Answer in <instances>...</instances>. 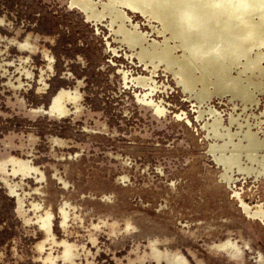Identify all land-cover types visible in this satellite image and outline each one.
I'll use <instances>...</instances> for the list:
<instances>
[{
	"label": "rangeland",
	"instance_id": "1",
	"mask_svg": "<svg viewBox=\"0 0 264 264\" xmlns=\"http://www.w3.org/2000/svg\"><path fill=\"white\" fill-rule=\"evenodd\" d=\"M109 41L68 0H0V264H264V175L227 181L197 112L263 138L264 94L197 103L158 69L157 114L118 73L148 72ZM60 89L63 117L42 109Z\"/></svg>",
	"mask_w": 264,
	"mask_h": 264
},
{
	"label": "flooded vegetation",
	"instance_id": "2",
	"mask_svg": "<svg viewBox=\"0 0 264 264\" xmlns=\"http://www.w3.org/2000/svg\"><path fill=\"white\" fill-rule=\"evenodd\" d=\"M173 2L172 4L175 5L178 2H182L177 4L181 6L189 4L191 8L199 10V8L192 6V0H173ZM68 3L72 10H78L81 13L84 12L87 22L90 21L96 25L105 22V26L108 28L110 36L112 37V41L108 42L110 52L117 54L119 53V49L123 48L125 50L126 58L131 60L134 65L136 63L143 65L144 70L148 72L147 74L146 72L141 71L135 75L132 70L124 68H120L118 71V73H120L123 77L122 80L125 87H130L131 89L134 88L133 90L136 92L138 88H141L138 94H136V100L138 102L151 107V109L157 114H162L165 111V107L161 105V103L156 102L152 97L153 93L159 88L166 90V83L162 82V84H159V81L155 78L157 72L159 73V71H157L158 69H162L163 75L167 77L172 75V77H175L177 81H181L179 83L185 84L189 90L195 89L194 83L196 82L193 78L187 75V72L185 73L182 71L181 75L175 72L177 70L175 64L182 65L183 68H189V63L183 56V42L177 34L178 30L172 26V16H169L167 12L168 10L164 9L165 7L161 8L159 1L151 3H137L132 7L122 3L113 5L111 0H68ZM152 3H154L153 7L150 6ZM127 7L131 8L133 13L138 11L137 13L142 14L148 22L150 30L144 31L140 22H135L134 17L131 16V11L128 9L126 10ZM155 23H157V25ZM114 44H118L120 47H117ZM260 50L261 52H264V49L261 48ZM256 51L257 50L255 49L254 52ZM263 63L264 61L261 63L262 68H264V66H262ZM172 65L176 68L172 69ZM257 65L258 64L255 63L254 67L256 66L257 68ZM177 74L182 78L181 80L177 78ZM255 74L259 75L257 71ZM195 75L198 77L200 76V73L198 72ZM232 76H236L235 72H231V77ZM249 78V74L242 76L240 78L241 86L237 85L236 87V93L242 95L245 91L243 87L247 88L248 86V91L251 94L246 93L244 100L237 99L236 97L233 98V95L231 96V94L228 95L218 92L216 94L212 86H210L209 91H206L205 89L201 91L195 90V95L184 92L186 91L185 88H181L186 97L190 96V98H194L195 96V98L198 99L197 103L203 99H208L216 95L218 96V99L223 101L226 98V100L233 103L234 107L238 102H241V108L245 109L248 105L254 107V105L257 104V100H259L258 96L264 94V84L261 83V85L258 86L254 83V87L251 85L249 86ZM130 79H132V81H137V83L142 86H138L136 83L131 82ZM263 79L264 75L258 78V80H261L260 82H262ZM213 80L214 79H212V81ZM200 87L201 83L197 84L196 89H199ZM66 96L67 92L60 89L53 97L52 105L50 106L49 103L48 107H43L42 109H49L47 113L50 115H56L59 117L67 115L68 111L64 105V99ZM249 109H247V111ZM197 112L198 117L209 115L212 119L211 123L206 122L203 125L207 128L208 134L213 138V142L209 144L208 151L211 153L214 161L218 165L220 164L219 166H223L224 173L222 176L227 181L231 179V177L225 174V171H230L232 167H235L236 170L240 172L251 171V173L255 176L256 174L264 175V131H261V133H263V138H261L257 131L250 130L247 123L245 125L246 130H240V132L233 131V127H231L230 124L233 126L237 125L239 127L241 126V123L237 121L236 117L230 114L228 123L230 127L222 123L221 112L215 107L214 109H207L206 114H202L204 111L202 112L201 110H198ZM250 114L254 115L253 109H251ZM262 114L264 115V112ZM246 161H249V163H246ZM1 166L2 165L0 163V169ZM231 172H234V170ZM258 214V211L252 213V215Z\"/></svg>",
	"mask_w": 264,
	"mask_h": 264
},
{
	"label": "clouds",
	"instance_id": "3",
	"mask_svg": "<svg viewBox=\"0 0 264 264\" xmlns=\"http://www.w3.org/2000/svg\"><path fill=\"white\" fill-rule=\"evenodd\" d=\"M172 2L159 0L162 8ZM192 6L199 8L200 17L194 25L192 17H185V23L195 30V42L185 49V59L215 80L231 83V69L238 67L254 49L264 48V0H192ZM200 65L203 69L197 67Z\"/></svg>",
	"mask_w": 264,
	"mask_h": 264
},
{
	"label": "bare ground",
	"instance_id": "4",
	"mask_svg": "<svg viewBox=\"0 0 264 264\" xmlns=\"http://www.w3.org/2000/svg\"><path fill=\"white\" fill-rule=\"evenodd\" d=\"M158 1L159 0H111L113 5L118 4V3H122L124 5L131 6V7L137 3H143V2L144 3H151V2H158ZM173 3H175V2H173ZM179 3H182V2H178L177 4H179ZM177 4L175 5V4L171 3L170 5L165 7L164 9L168 10L167 12H168L169 16H172V18H171L172 19V26L178 30L177 34L179 35L180 40L183 42V48H182L183 51L182 50L181 51L183 52V56L186 57L187 53H186L185 49L187 48V46L189 44L195 42V35H194L195 30L190 28L189 25L185 23V17L186 16L192 17L193 19L191 20V24H193V25L197 24L199 22L200 10H196L195 8H191V6L189 4L186 6H181V5H177ZM150 6L153 7L154 3L150 4ZM127 9L130 10L131 12H133V10L129 7H127L126 10ZM126 10H125V12H126ZM137 12L138 11H136V13ZM107 18H109V17H107ZM255 20H256V22H259V17L258 16L255 17ZM183 35H188V36H191L192 38L189 40H185V39L181 38ZM212 42L214 43L215 40H213ZM260 49L261 48L256 49L257 50L256 52H254V50H255L254 49L253 52L248 56L247 59H242L240 61V65L238 67H233L231 69V72L236 73V76H232V82L231 83H227V84L221 83V82L215 80L212 76H210L205 71L196 70V68H194L190 64L188 66L189 68H186V67L183 68L182 65L175 64L177 67V70L175 72L180 74V75H181L182 71H184L185 73L187 72V75L190 76L191 78H193L196 82V83H194V85H195L194 90H189L185 86V84L179 83L181 81H177V79L175 77H174V79H176L177 84H179L182 88H185L186 91H184V92H188L189 94L195 95V93H194L195 90L201 91V90L205 89L206 91H209L210 86H212V88L215 90L216 94H217V92L222 93V94H228V95L231 94V96L233 95V98L236 97L237 99L244 100L246 93H249V94H251V93L248 91V86H247V88L242 86L245 89V91L243 92L244 95L243 94L239 95V93H236L237 85L241 86V82H240L241 79L240 78L242 76L249 74L250 81H249L248 85L249 86L251 85L252 87H254L255 84H254L252 79H258L264 75V68L261 67V63L264 61V52H261ZM262 49H264V48H262ZM255 63L258 64L257 68H256V66L254 67ZM172 67H173L172 69L176 68L173 65H172ZM197 67H200L201 69H203L204 66L200 65ZM256 71L259 73V75L255 74ZM198 72L200 73V76L197 77L195 74ZM178 74H177V76H178L177 78H179L181 80L182 78ZM137 77H135V78H137ZM142 77H144V76H142ZM212 79H214V80L212 81ZM131 82L136 83L138 86H142V85H139L137 83V81L131 80ZM200 83H201V87L199 89H196L197 84H200ZM236 94H238V95H236ZM194 99H196L198 102V99L195 98V96H194ZM48 102H49V99H48L46 105H48Z\"/></svg>",
	"mask_w": 264,
	"mask_h": 264
}]
</instances>
